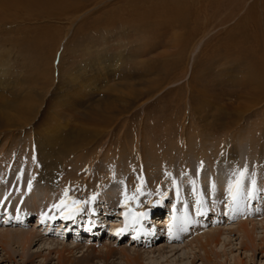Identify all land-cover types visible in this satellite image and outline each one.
<instances>
[{
    "label": "rangeland",
    "instance_id": "1",
    "mask_svg": "<svg viewBox=\"0 0 264 264\" xmlns=\"http://www.w3.org/2000/svg\"><path fill=\"white\" fill-rule=\"evenodd\" d=\"M97 1L88 11L85 9L87 3L83 8L80 7L76 18L70 15L66 17H70V20L74 18L70 25L53 19H49L47 23L32 20L22 23L6 21L7 25L6 22L2 23L4 26L0 24V68L8 69L11 77H15L16 84L11 92L14 93L16 107L18 102L23 105L27 101L30 106L33 103L42 104L44 108L54 102L53 97L65 95L68 88L67 76L77 70L79 65L91 60L98 62L101 57L110 60L106 61V65L110 71L113 70L112 74H107L100 62L97 69L87 70L86 77L74 87L73 97L78 99V103L68 115L64 114L68 122L66 131L73 134L72 137L75 138L72 141L75 143L76 138H80L89 129L100 134L97 132V135L92 136L90 145L83 148V153L77 149L79 152L75 151L69 156H57L59 166L56 172L59 175L56 192L66 190L62 188L63 183L70 173L73 174L76 161H79L77 159L84 158L87 151L94 153L91 167L96 170L95 173H98L97 167L105 171L108 166L125 171L121 174L123 182L120 180V187L132 195L135 190H142V184L148 186V178L154 175L149 183L151 187L145 191L142 200H139V208L133 207L137 209L136 215L142 223H145V216L149 213L153 214L154 220L161 219L157 215L159 207V214L167 212L165 207L170 205L168 200L174 194V188L171 183H165L162 175L172 172L175 166L179 172L185 173L190 162L196 161L200 170L205 171L210 168V164L217 168L222 156L238 152L240 156L243 155V161L249 162L251 170L244 179L251 185L258 181L254 178L255 174L264 179V0H210L207 2L209 9L206 14L199 13L195 20L190 15L178 17L177 13H163L156 19L157 15L153 18L149 16L146 22L140 24L135 19L132 23L127 20L124 14H128V10L125 11L124 7L128 6L123 2ZM137 13L143 12L137 10ZM171 19L173 22L170 25L166 23ZM237 44L242 47L239 48V53L236 50L235 55L232 47ZM111 59L117 61L113 62ZM24 94L27 98L25 101L21 99ZM127 98L129 102L125 105L123 101ZM120 107L123 109H119ZM117 109L119 114H112V110ZM94 120L96 123L98 121V125H94ZM29 134L30 132L25 133L24 137L15 136L16 140L9 137L6 142H0V156H4L0 161L5 159L0 164L4 166L11 159L10 165L13 163L24 167L26 182L33 185L35 133ZM85 137L88 138V135ZM22 145H26V157L20 161L18 154L21 151L19 146ZM56 146L60 147V144L57 142ZM258 162L261 165L259 172ZM211 173L208 171L207 174ZM155 174L160 176L156 177L157 180ZM130 177L138 183L132 184ZM3 178L1 170V195L4 193ZM73 180V184H79H76L78 188L85 186L81 180ZM103 180L104 177L97 178L92 183L93 189H88L89 198H97L103 189ZM259 196L261 200L257 198L246 202L248 210L238 215L240 219L237 216L235 220L234 214L228 212L226 205H223L222 216L218 211L216 216H209L206 222L203 220L205 223L200 227L199 233L214 230H221L223 233L221 244L208 248L213 253L226 252L220 256L217 264H234V257L241 258L244 264H264V244L256 251H247L244 241L236 233L238 224L250 218L253 220L252 234L256 244L261 239L264 240V209H259L264 204L263 189L259 191ZM128 198V202L133 200L130 196ZM24 200L23 198V202ZM75 201L82 207L84 198L79 197ZM222 202L223 200L220 201L221 205ZM10 204L7 201L8 207ZM208 205L205 206L206 210H209ZM75 209L76 205L72 207V211ZM46 212L45 216L49 211ZM120 213L121 210L111 215L110 219L114 222L122 220L124 223L125 218ZM21 215L20 226L4 227L1 223L0 229L38 232H45L46 229V233H52L51 226L46 228L42 224V217L35 215L29 219ZM50 217L52 220L61 219L58 212L51 213ZM45 224L48 225L49 222L45 221ZM82 233L81 235L88 237L87 228ZM106 236L105 232L101 241H95L92 247L98 250L106 242ZM75 238L72 234L67 241H64V237L63 241L72 245H80L81 242L86 244L79 240L81 237ZM129 239L127 237L121 241L117 248L128 247ZM190 239L191 236L188 238L187 248L182 250L188 256L191 254L190 258L181 264H201L202 252ZM57 242L53 246L37 243L29 252L34 253L47 247L54 250L62 248L59 245L62 242ZM163 243H153V247L147 250ZM181 243L178 245L182 247L185 243ZM1 251L0 264H22V251L18 246L14 245L11 250H6L11 253L10 261L5 255L6 251ZM46 254L45 250L41 257L35 258V264L41 262ZM56 256L52 253L45 257L52 260V264H57ZM98 261L97 264H102ZM109 264L124 263L119 258Z\"/></svg>",
    "mask_w": 264,
    "mask_h": 264
},
{
    "label": "bare ground",
    "instance_id": "2",
    "mask_svg": "<svg viewBox=\"0 0 264 264\" xmlns=\"http://www.w3.org/2000/svg\"><path fill=\"white\" fill-rule=\"evenodd\" d=\"M119 2H123L125 6H128V8L124 7L125 11L128 10V14H124L127 16V20L132 23L135 19L136 23L140 24V22H146L149 16L153 18L154 15H157L155 17L156 19L163 13L173 15L177 13L176 16L178 17H181L180 15H190L194 18L192 19L195 20L199 13L203 12L206 14L208 11L207 9H209L207 2H210V0H134L133 2L119 0ZM97 3V0H0V24L3 25L6 21L10 23L20 21L22 23L23 21L27 22L32 20L35 22L47 23L49 19H53L56 22H68L70 25L72 24L70 22L77 17L76 14L80 13V7L83 8L84 4H86L85 9L88 11ZM135 8L143 13H137ZM69 15L74 18H71V20L70 17L66 18ZM206 20L208 21V19ZM171 21L173 22L171 19L166 23L170 25L172 23ZM241 47L240 44H237L236 47H232L235 55L237 54L236 50H238L239 53V48ZM100 60L98 62L97 60L86 61L79 65L77 70L68 74V88H66L67 92L65 95L58 94V97H53L54 102H50L48 105H45L44 108L42 104L34 105L33 103L31 106L28 105V103H26L27 101H25L27 99L25 94L21 98L25 103L22 105V102H20L21 104L18 102V107H16L15 96L14 93L11 92V89L16 84L15 77H11L8 69L5 70L4 68H0V142H6L5 140H9V137L14 139L15 136L24 137L25 133H35L34 146L36 151V161L34 160L35 163L33 165V172L35 175L33 177V185L27 184V176H25V171L23 170L24 167L20 166L18 163V166L14 164L15 167H13V163L10 165V159L8 164L4 166L0 164V173L2 170L4 175L3 182L5 193H3V195L0 194V225L3 223L4 227L6 225L20 226L21 221L19 220H21L20 214H22L21 217L27 216L29 219L35 217V215L37 217H42V219H44L42 224L46 226V228L52 227V235L50 232L46 233V229L45 232L43 231L44 233L36 230L0 229V250H11V247L14 245L18 246L22 251V264H35L34 259L41 257L45 250L47 251L45 256L49 257L52 253L57 255L55 258L57 264H95L98 260L102 262V264H109L110 262L119 260V258L124 264H181L184 260H189L190 258L191 254L188 256V254L182 253V250L187 248L188 238L191 236L190 240H192L196 244V248L202 252L200 258L201 264H217L220 256L226 254V252L213 253L208 250V248L217 247L221 244V236L223 233L221 230L207 231V233H202L201 231V233H199L200 227H202V225H204L203 223L209 220L210 217L216 216L218 211L221 212L220 216H222L224 212L223 205H226L225 208L228 209V212L234 214V219L237 220L240 213L248 210L246 202L248 203L257 198L260 199L259 191L262 189L264 190V179H262V177L255 174L254 178L258 179V181L257 183H252V185L244 179L246 175L250 174L251 170L249 168V162H247V160L246 162L243 161V155L240 156L238 152L234 155L227 154L226 156H222L223 158L221 157L217 168L210 164L208 170L206 169L204 171L203 169L201 171L198 163L193 161L190 162L185 173L179 172L178 168L175 166L172 172H166L162 175V179H164L165 183H171L173 186L174 194H172L168 200L170 205L165 207L167 212L162 213L165 216L163 215L162 217V214H159V210L161 209L160 207L158 208L157 215H160L159 217H161V219H157V221L154 220V216L151 213L145 216V223H142L140 218L136 215L137 209L139 208L138 206H140L139 200H142L145 196V191L151 187L149 183H151V178L154 175L148 178V186L142 184V190H135L134 195H132L131 192L125 191L123 187H120L121 181L123 182V180H121V174H124L125 171H121L122 169L118 171L117 168L108 166L105 168V171L97 167L98 173H95L96 170L91 167L94 160H91V157L94 156V153L87 151V149L85 150L87 152L83 156L84 158L77 159L79 161H76L73 174L70 173L66 178L67 180L63 183L62 188L64 187L66 190H62L61 193L59 191L56 192L58 189L59 175V173L56 172V168L59 166V162L56 159L57 156L61 155L66 157L73 154L75 151L79 152V150L83 153V148L90 145L92 136L94 134L97 135L96 133L98 131L94 133L89 129L90 131L87 130L86 133L84 132V134L80 135V138H76V143L73 142L72 140L75 137H72L73 134L66 131L68 122L66 121L67 116H64V114L68 115L71 109L77 106L75 104L78 103V101L76 102L78 99L73 97L75 96L74 87L83 77H86L85 73L87 70L97 69V64L102 62L103 69H106L105 72H107V74L113 73V70L110 71L108 65H106V61H108L109 58L105 60L101 57ZM111 60H113V62L117 61V59ZM58 88L60 87L58 86ZM123 102L126 105L129 99L127 98ZM121 107L119 109H123ZM241 110L245 112V110ZM112 111V114L117 112L119 114L118 109ZM109 112L108 114H110ZM93 122H95V120ZM109 122L112 121L109 120ZM97 123L95 122L94 125H98ZM86 134L88 138L85 137L87 136ZM99 134L98 132V135ZM19 137H17V139H19ZM86 139H89V141ZM57 142L60 144V147L56 146ZM19 147L21 151L20 154H18V160L21 161L23 157H26V145ZM1 157L4 158V156H0V158ZM3 158L0 163L4 162L5 159ZM107 168L109 169L107 170ZM82 171L87 173L84 174ZM208 171L212 172L211 175L207 174ZM259 171H261V165L259 166L258 162V172ZM241 172L245 173L243 176L244 180H242L240 176ZM157 176L159 175L155 174V180H157ZM101 177H104L105 180L103 189L99 192L96 199H92V197L89 198L88 189H91L92 183L95 182L97 178ZM92 178L94 180H92ZM73 179L76 182H78L77 180H81L85 186L82 187V189L78 188L76 185L78 183L73 184V182H71ZM129 179L132 184L135 182L138 183L134 181L133 177ZM32 187H34L33 190L31 189ZM65 191L68 193L67 197L64 195ZM256 192L258 194L253 195ZM129 196L131 200H133L128 202ZM79 197L84 198L82 207L73 203V201ZM23 198L25 199L24 202ZM136 198L137 200H135ZM189 198H191L192 201H189ZM243 198H245V200ZM61 200L65 201L63 205H60ZM221 200H223L222 205L220 204ZM7 201L11 202L9 207ZM198 202H200V204H198ZM53 205H59V210L53 208ZM74 205H76V209L73 212L72 207ZM206 205H208L209 210L205 209ZM133 207H137V209ZM259 209L263 210L264 204ZM119 210H121V217L125 218L124 223L122 220L121 222H119V220H115L116 222H114L110 219L112 217L111 215L119 212ZM46 211L49 212L45 216L44 214L47 213ZM57 212L61 219L56 218V220H52L53 218L50 217L51 213L56 214ZM101 214H103V216H101ZM3 217L6 218L3 219ZM225 218L227 220L229 219L228 217ZM2 219L3 221L1 222ZM45 221L46 223L49 222V224H45ZM252 221L253 220H250V218L245 221L243 220L238 224L236 229V233H239L241 240L244 241L245 250L247 251H256V249L262 247L264 244L263 239H261L259 244H256L257 242L252 234L254 229ZM155 223H157L158 226ZM86 228L89 232L87 235L88 237L81 235L83 234L82 231H85ZM47 230L49 231L50 228ZM105 232L107 234L105 237L106 242L101 244V247L96 250L92 247L94 245L93 243L95 241H101ZM72 234L76 236L75 239L81 237L79 240L85 241L86 244L83 242H81L80 245L65 244L64 241H67ZM192 235H194V237ZM64 237H66V240H64ZM127 237H130L128 247L117 248V245H119L121 241L127 239ZM58 240L62 242L59 244L62 245L60 249L56 248L54 250L47 247L39 251L37 250L34 253L29 252L31 247L37 245V243H48L53 246L58 243ZM114 241L115 244H113ZM76 242L78 241L76 240ZM161 242H164L161 246H155L152 249L150 248L151 250H147L153 243L156 245ZM179 242L185 243V246H179ZM90 246L92 248H90ZM10 254L11 253L7 251L5 253L8 261L12 259ZM45 256L44 259L37 264H52V260H49ZM234 258V264H244L241 258Z\"/></svg>",
    "mask_w": 264,
    "mask_h": 264
},
{
    "label": "snow or ice",
    "instance_id": "3",
    "mask_svg": "<svg viewBox=\"0 0 264 264\" xmlns=\"http://www.w3.org/2000/svg\"><path fill=\"white\" fill-rule=\"evenodd\" d=\"M244 174H245L244 172H241V173H240V176L243 177ZM64 195H65V197H67V195H68L67 191H65ZM93 199H94V197H93ZM64 203H65L64 200H61V201H60V205H63ZM73 203H76V202L73 201ZM59 207H60L59 205H53V208H56L57 210H59Z\"/></svg>",
    "mask_w": 264,
    "mask_h": 264
}]
</instances>
